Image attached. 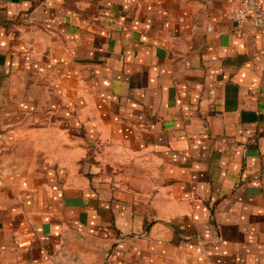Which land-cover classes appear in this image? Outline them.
<instances>
[{"label":"crops","instance_id":"obj_1","mask_svg":"<svg viewBox=\"0 0 264 264\" xmlns=\"http://www.w3.org/2000/svg\"><path fill=\"white\" fill-rule=\"evenodd\" d=\"M237 0H0V264H264V35Z\"/></svg>","mask_w":264,"mask_h":264},{"label":"built area","instance_id":"obj_2","mask_svg":"<svg viewBox=\"0 0 264 264\" xmlns=\"http://www.w3.org/2000/svg\"><path fill=\"white\" fill-rule=\"evenodd\" d=\"M227 16L237 24L254 26L264 35V0H237V7Z\"/></svg>","mask_w":264,"mask_h":264}]
</instances>
